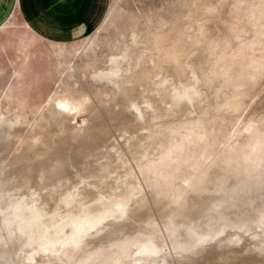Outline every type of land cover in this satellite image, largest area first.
Wrapping results in <instances>:
<instances>
[{
    "label": "rangeland",
    "instance_id": "obj_1",
    "mask_svg": "<svg viewBox=\"0 0 264 264\" xmlns=\"http://www.w3.org/2000/svg\"><path fill=\"white\" fill-rule=\"evenodd\" d=\"M0 264H264V0L0 29Z\"/></svg>",
    "mask_w": 264,
    "mask_h": 264
},
{
    "label": "crops",
    "instance_id": "obj_2",
    "mask_svg": "<svg viewBox=\"0 0 264 264\" xmlns=\"http://www.w3.org/2000/svg\"><path fill=\"white\" fill-rule=\"evenodd\" d=\"M110 0H0V29L18 16L37 36L72 41L100 25Z\"/></svg>",
    "mask_w": 264,
    "mask_h": 264
},
{
    "label": "bare ground",
    "instance_id": "obj_3",
    "mask_svg": "<svg viewBox=\"0 0 264 264\" xmlns=\"http://www.w3.org/2000/svg\"><path fill=\"white\" fill-rule=\"evenodd\" d=\"M59 104L65 105V104H67V103H66L65 100H62V101H59ZM72 108H74V107H72ZM19 204H20V203H19ZM21 204H22V203H21ZM23 204H24V203H23ZM116 206H118L117 211H119V210L122 209V206H123V205L119 204V205H116ZM15 207H17V206H15ZM15 207H14V208H15ZM23 207H24V206H23ZM23 207H22V208H23ZM34 207H35V206H34ZM22 208H21V209H22ZM19 209H20V208H19ZM19 209H17V210L19 211ZM21 209H20V210H21ZM123 209H124V207H123ZM15 210H16V209H15ZM15 210L13 211L14 214H16V213H15ZM17 210H16V211H17ZM10 212H11V211H10ZM11 213H12V212H11ZM11 213H10V214H11ZM32 213H33V212H32ZM8 214H9V213H8ZM12 214H13V213H12ZM36 214H37V213H36ZM86 214H87V213H86ZM86 214H85V215H86ZM6 216H7V215H6ZM6 216H5V217H6ZM87 216H88V215H87ZM5 217H4V218H5ZM14 217H15V216H14ZM14 217H13V218H14ZM13 218H11V219H13ZM17 218H18V217H17ZM11 219H10V220H11ZM15 219H16V218H14V221H12L13 223H14V222L16 223ZM18 219H19V218H18ZM90 219H91V218L88 219V218L85 217V219H84L85 224H86V222H87V223H93V221L90 220ZM21 221H22V220H21ZM21 221H20V222H21ZM29 221H31V220H29ZM9 222H10V221H9ZM6 223H7V222H6ZM13 223H12V225H13ZM15 223H14V224H15ZM69 223H70V224L72 223V224L74 225V226H73V225L71 224L72 227H73L72 229H73V231H74L75 228H78L80 225H82L83 222H80V221H79V222H76V221L73 220V221H70ZM69 223L67 222V225H68ZM10 224H11V222H10ZM21 224H22V222H21ZM25 224H26V223H25ZM33 224H34V223H33ZM26 225H27V224H26ZM6 226H7V225H6ZM21 226H22V225H21ZM69 226H70V225H69ZM8 227H10V226H8ZM11 227H12V226H11ZM86 227H87V226H86ZM16 228H18V226H17ZM22 228H25V227H22ZM32 228H33V227H32ZM43 228H44V227H43ZM70 228H71V227H70ZM10 229H11V228H9V230H10ZM7 230H8V229H7ZM14 230H15V228H14ZM21 230H22V229H21ZM10 231L13 232V228H12ZM10 231H9V233H11ZM33 231H34V229H33ZM27 232H28V231H27ZM27 232H26V233H27ZM40 232H41V231H40ZM42 233H43V232H42ZM36 234H37V233H36ZM36 234H35V236H36ZM46 234H47V236H46V237L44 236V237L46 238V240H45L44 243L42 242V243H43V244H42V247H41V246H40V247L43 248V249H52V251H54V250L56 249V247H57V249H58V247L61 246V245H59V244L62 242V237L60 236V233L58 234V230L56 229L55 232H48V231H47ZM46 234H45V235H46ZM30 235L32 236V235H34V233H30ZM37 235H39V233H38ZM43 235H44V234H43ZM43 235H42V237H43ZM79 235H80V234H79ZM12 236H13V234H12ZM77 236H78V235H77ZM27 237H28V236H27ZM40 237H41V235H39V238H40ZM42 237H41V238H42ZM36 238H37V237H36ZM36 238H35V239H36ZM37 240H38V238H37ZM37 240H36V241H37ZM42 240H43V239H42ZM42 240H40V242H41ZM38 245H39V242H38ZM58 245H59V246H58ZM38 247H39V246H38ZM38 247H37V248H38ZM59 248H60V247H59ZM33 249H34V248H33ZM35 249H36V248H35ZM57 251H58V250H57Z\"/></svg>",
    "mask_w": 264,
    "mask_h": 264
}]
</instances>
